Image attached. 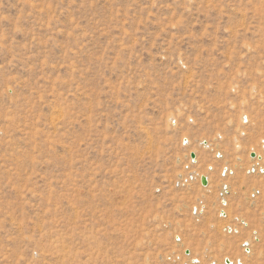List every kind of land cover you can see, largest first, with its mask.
Here are the masks:
<instances>
[{"label":"rangeland","instance_id":"374dc122","mask_svg":"<svg viewBox=\"0 0 264 264\" xmlns=\"http://www.w3.org/2000/svg\"><path fill=\"white\" fill-rule=\"evenodd\" d=\"M226 262L264 264V0H0V264Z\"/></svg>","mask_w":264,"mask_h":264},{"label":"water","instance_id":"95a60500","mask_svg":"<svg viewBox=\"0 0 264 264\" xmlns=\"http://www.w3.org/2000/svg\"><path fill=\"white\" fill-rule=\"evenodd\" d=\"M192 157H194V155H192ZM202 184H203L204 186H207V185H208V180H207V178H205V177L202 178Z\"/></svg>","mask_w":264,"mask_h":264},{"label":"bare ground","instance_id":"6f19581e","mask_svg":"<svg viewBox=\"0 0 264 264\" xmlns=\"http://www.w3.org/2000/svg\"><path fill=\"white\" fill-rule=\"evenodd\" d=\"M207 187H208V186H207ZM207 187H206V188H207ZM226 260H227V259H226ZM226 260H225V261H226ZM228 261H229V260H228ZM240 262H241V261H240ZM226 263H227V262H226ZM226 263H225V264H226ZM214 264H215V263H214ZM232 264H233V262H232Z\"/></svg>","mask_w":264,"mask_h":264},{"label":"built area","instance_id":"2783aa9c","mask_svg":"<svg viewBox=\"0 0 264 264\" xmlns=\"http://www.w3.org/2000/svg\"><path fill=\"white\" fill-rule=\"evenodd\" d=\"M227 264H231L230 262H227Z\"/></svg>","mask_w":264,"mask_h":264}]
</instances>
